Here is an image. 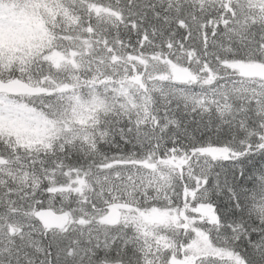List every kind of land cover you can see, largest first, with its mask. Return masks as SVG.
<instances>
[{"label": "snow or ice", "instance_id": "6c2138e0", "mask_svg": "<svg viewBox=\"0 0 264 264\" xmlns=\"http://www.w3.org/2000/svg\"><path fill=\"white\" fill-rule=\"evenodd\" d=\"M0 264H264V0H0Z\"/></svg>", "mask_w": 264, "mask_h": 264}]
</instances>
